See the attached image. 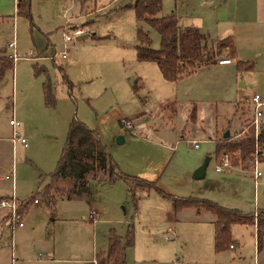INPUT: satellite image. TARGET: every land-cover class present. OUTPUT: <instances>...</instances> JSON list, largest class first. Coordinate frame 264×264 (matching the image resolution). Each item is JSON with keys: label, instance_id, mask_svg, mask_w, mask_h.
I'll list each match as a JSON object with an SVG mask.
<instances>
[{"label": "rangeland", "instance_id": "obj_1", "mask_svg": "<svg viewBox=\"0 0 264 264\" xmlns=\"http://www.w3.org/2000/svg\"><path fill=\"white\" fill-rule=\"evenodd\" d=\"M134 1L31 0V20L17 13L16 0H0V48L13 52L9 42L15 39L19 55L13 60L14 69L0 80V196L14 194L24 203L50 181L74 117L100 132L121 171L157 180L164 190L138 187L135 198L126 179L101 180L107 178L105 171L95 167L89 173L90 202L59 196L53 207L38 197V203L24 207L25 225L13 236L0 215V264H95L97 253L108 247L110 231L115 229L124 237L129 226H133L135 241L127 247V264H179L177 258L184 264H205V249L214 250L211 211L204 209L199 220L193 219L196 207L179 213L174 206L176 197L198 195L244 213L264 209L261 156L257 168L262 175L257 181L255 160L248 170L235 171L233 178L220 181L218 175L230 169L216 171L219 160L215 155L220 158L222 152L216 154L214 141L209 140L216 132L222 134L223 127L224 133L233 132L235 126L238 131L246 130L248 125L241 124L251 114L249 104L241 102L229 111L222 108L217 115L208 112L198 118L183 103L159 105L154 99L158 78H164L153 61L148 63L154 74L139 66L136 31L139 26L148 31L154 48L160 47L161 34L150 23L137 21L130 6ZM219 2L164 0L161 12L169 14L178 8L188 12L187 17H207L203 28L215 30ZM65 33L72 39L67 41ZM80 35L86 36L78 39ZM219 47L225 50L228 38ZM54 52L55 61L51 58ZM36 62L49 70L52 103L45 98L46 75L36 73ZM134 82L141 87L139 93L132 88ZM142 93L147 95L144 101ZM11 118L19 121L17 127L28 139L27 146L13 142ZM125 118L138 120L133 132L123 125ZM193 140L200 141L199 146ZM201 158L211 159L205 178L197 179L192 168ZM4 211L0 208V214ZM236 233L242 244L229 250L230 264H254L256 252L257 264H264V240L255 249L254 228L239 224Z\"/></svg>", "mask_w": 264, "mask_h": 264}, {"label": "trees", "instance_id": "obj_2", "mask_svg": "<svg viewBox=\"0 0 264 264\" xmlns=\"http://www.w3.org/2000/svg\"><path fill=\"white\" fill-rule=\"evenodd\" d=\"M163 2L164 0H135L133 4H130L135 10L137 21L150 23L161 34V45L159 48H154L149 32L139 26L136 31L137 58L140 61H155L163 76L167 80L175 81L201 66L212 63L222 51V47L219 45L223 39L216 43L196 24L182 26L179 16L175 12L163 15L161 13ZM16 5L17 13L33 20L31 0H16ZM3 51L0 50V52ZM245 66L244 63L239 62L240 69ZM251 67L252 65L246 68ZM13 68V59L4 53L0 54V80ZM34 69L38 74L45 72V69L38 64H34ZM60 70L63 71V67H60ZM66 76V82H69ZM133 88L135 92L139 93L140 87L137 82H134ZM44 94L48 103L55 101L49 76L44 81ZM192 116H195L194 112ZM247 125L246 130L221 137L215 146L216 154L224 151L229 152L233 165H242L245 169L250 168L256 152L264 160V120L261 122L258 140L255 138V126L251 120ZM95 167L105 171L107 178L101 180L113 183L120 178L126 179L130 185L129 190L133 192L135 198V190L138 187L148 191L156 188L164 193L157 180L133 177L121 171L100 132L83 120L74 117L70 123L57 167L50 173V181L32 193L26 208H29L34 199L38 197L44 198L53 207L56 206L59 196L71 200L84 199L90 202L92 191L88 178L90 171H93ZM41 176L44 177V174L41 173ZM188 206H205L217 214L215 220V247L217 250L224 249L232 243V225L234 223H256L259 247L264 240V209H259L257 214L244 213L239 208L227 207L197 195L175 198L177 210ZM132 227L129 226L124 237L115 229L110 231L107 249L96 255L97 264H127V247L135 241Z\"/></svg>", "mask_w": 264, "mask_h": 264}, {"label": "crops", "instance_id": "obj_3", "mask_svg": "<svg viewBox=\"0 0 264 264\" xmlns=\"http://www.w3.org/2000/svg\"><path fill=\"white\" fill-rule=\"evenodd\" d=\"M231 1H233L232 4ZM217 10H218V19L216 21L217 23L215 24L216 26L214 27L215 30L212 29L214 32L211 30V28H207V29L203 28L204 25H207L206 23H208L209 18L206 17L207 18V19L205 18L207 20L206 21L203 18V16H199V20H197L196 18H194L193 15L192 17H187L189 16L188 12L180 11L178 10V8L177 10L172 11L177 13L180 19V24L182 26L196 24L204 32H206L215 42L224 38H228V47L225 50H222L220 54H218V56L209 65L201 66L200 68L196 69L194 72L185 75L178 80L175 81L167 80L160 71L164 79L161 80L158 78V88H159L157 90L158 100L157 98H155L154 100L159 105L179 106L181 105V103H183V105H185L186 107L191 106L192 109L191 108L189 109H191V113L193 112L195 113V118H198L200 114L204 115L205 113L208 112L216 113L217 115L219 112L222 111V108L225 111H229L231 107L240 105L241 102L244 103L247 102L251 109V114L250 116L247 117L248 118L247 123H248L252 119L254 113L252 96L256 93H259L264 99V0H220L217 6ZM162 14L166 15L164 13ZM212 34L215 37H212ZM10 42H9V47H12L10 46ZM0 50H4L3 52H0V54L4 53L9 57H11V54L13 53L12 51H8L7 47L4 48L1 47ZM54 55L55 52L52 56ZM40 57H46V55ZM220 58H231L232 62L219 63L218 59ZM55 59L56 57L54 56L53 60L55 61ZM148 62L151 61L138 60V64H140L139 66L148 70L152 69L154 74L155 69L152 65H149ZM239 62L244 63V66L245 65L246 66L240 69ZM34 64H38V66H41L43 69H45V72H42L41 74L46 75V79L48 76L50 77L49 70L45 64H39V62L33 63V65ZM250 65H252L251 68H246V67H250ZM60 67L63 66H59V69ZM63 69H64L63 71L65 72L64 67ZM66 77L68 78V76ZM148 88L150 91V95L153 96L154 98L155 92L153 88L150 87L149 85ZM146 97L147 95L142 93L141 98L143 99V101L146 100ZM135 119L136 118H132L133 128L136 126V123H138V120L135 121ZM247 123L242 122L241 126L246 125ZM197 130L198 129L196 128V131ZM13 131H14V126H13ZM224 132L225 131L223 127L222 134L216 132V136L215 137L212 136L211 138H209V140L214 141V144L216 146V142L218 139H221V137H227L225 136ZM237 132H238V126H235L233 132L229 131L228 135H234ZM215 156L219 160L218 156L217 155ZM203 159L204 158H201L197 162H195L192 169L195 170L196 167L201 165L204 162ZM242 167L240 166L230 167L229 173L226 172L222 173L224 170L219 171L216 169L217 172L222 173L218 175V180L225 181L228 178H233L235 176L234 173L235 171L242 173L248 170ZM206 174H207V170H206ZM205 176L203 178H205ZM91 178L92 177L88 178L89 182L91 181ZM2 197H7V196H0V198ZM38 202L39 201L35 203ZM188 207L191 208L196 207V211H195L196 214H194L193 216L194 217L193 219L196 220H199V218L202 216L203 214L202 212L204 209L210 210L211 215H209L208 218L210 219V222L214 224V233H215V220L217 219V214L214 211H212L211 209L205 206L202 207L188 206ZM227 207H231V206H227ZM0 208L5 209V211L0 214L2 216L1 220H3V222L7 223L8 225H10L8 208L7 207H0ZM175 210L179 213H183L182 212L183 208L180 211H178L175 207ZM257 212L254 213L257 214ZM206 214H208L207 211ZM239 224L252 226L254 228V239H255L254 246L255 249H257V245H258L257 224L234 223L232 225L233 240L231 243L234 245L231 247L230 244L224 249L217 250L214 241L215 251L214 250L211 251V248H208L205 249L203 253V255L207 257L205 264L231 263L230 262L231 259L229 257L230 254H228L229 250L237 249L240 243L242 244L241 236L237 235L236 233V225ZM256 255L257 252L255 253L254 264H257ZM259 255L260 253L258 254V258ZM182 262L184 264L185 261L182 260Z\"/></svg>", "mask_w": 264, "mask_h": 264}, {"label": "built area", "instance_id": "obj_4", "mask_svg": "<svg viewBox=\"0 0 264 264\" xmlns=\"http://www.w3.org/2000/svg\"><path fill=\"white\" fill-rule=\"evenodd\" d=\"M78 32L80 33L81 30H78ZM65 39L67 41L71 40L72 39L71 34L65 33ZM10 46H12L14 48V51L11 54V57L14 60H16L18 58V53L16 51L15 40L10 42ZM62 54L64 57L67 56L66 51H64ZM54 56H52V59L54 58ZM218 62L219 63H231L232 59L231 58H220V59H218ZM252 101H253V105H254V113H253V116L251 119V123L255 126V138H256V140H258L261 122L264 120V99L262 98V96L259 93H256L252 96ZM10 122L14 126V131H13V136H12L13 142L14 143L20 142V143L27 146L28 145V139L20 132L19 127H17L20 125L19 121H17L15 118H11ZM122 123L124 126H126V128L131 129V131H134L131 119L125 118L122 120ZM199 143H200V141H198V140L192 141V144L194 146H199ZM254 160H255L254 177L257 181L258 178L262 175V171L257 168V163L260 161V156H259L258 152H256V154L253 158V161ZM232 164L233 163L231 161L230 153L227 151H224V152H222V154L219 158V161L217 162L216 169L219 171H222L226 168L232 167L233 166ZM8 177H9V175H8ZM13 177H14V174H13ZM37 201H39V199L35 198L33 202H37ZM28 202H29V199L27 201H24V203L20 202L14 194L10 198H1L0 199V207H7L9 210L8 216H9V224H10L12 236L14 235V232L17 228L25 225L24 216H23V209H24V207H26ZM91 214H92V216H95V210H93ZM166 238H169V236H166ZM233 245L234 244H231V247ZM94 262H95V264H97L96 259L94 260ZM178 262H179V264H183L181 259H178Z\"/></svg>", "mask_w": 264, "mask_h": 264}, {"label": "water", "instance_id": "obj_5", "mask_svg": "<svg viewBox=\"0 0 264 264\" xmlns=\"http://www.w3.org/2000/svg\"><path fill=\"white\" fill-rule=\"evenodd\" d=\"M86 35L78 36V39L85 37ZM229 132L225 133V136H228ZM123 136H120L119 139H123ZM209 159L207 158L201 165H199L193 172L194 178L200 179L206 175V170L208 166Z\"/></svg>", "mask_w": 264, "mask_h": 264}]
</instances>
